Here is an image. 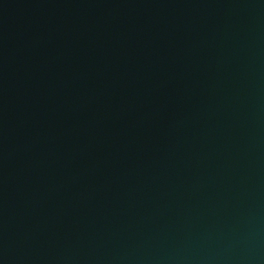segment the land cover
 Returning <instances> with one entry per match:
<instances>
[{
    "label": "water",
    "instance_id": "95a60500",
    "mask_svg": "<svg viewBox=\"0 0 264 264\" xmlns=\"http://www.w3.org/2000/svg\"><path fill=\"white\" fill-rule=\"evenodd\" d=\"M0 264H264V0H0Z\"/></svg>",
    "mask_w": 264,
    "mask_h": 264
}]
</instances>
